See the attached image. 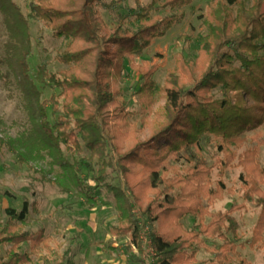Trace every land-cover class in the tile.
Listing matches in <instances>:
<instances>
[{
	"label": "trees",
	"instance_id": "obj_1",
	"mask_svg": "<svg viewBox=\"0 0 264 264\" xmlns=\"http://www.w3.org/2000/svg\"><path fill=\"white\" fill-rule=\"evenodd\" d=\"M135 1L137 6L121 14L111 30L105 29L99 7L112 10L113 3L30 1L28 18L41 21L53 38L65 39L54 55L64 68L49 72L46 64L39 66L37 82L59 90L41 100L28 73L27 17L13 0H0L10 34L8 46L14 52L24 90L35 102L39 131L58 153L62 146L70 152L87 153L85 165L92 183L74 173L83 184L86 203L93 208L102 192L111 195L118 220L110 233L129 235L134 243L148 225L159 264H196L201 235L207 233L218 232L224 240L221 252L234 249L235 242L225 236L237 235L234 207L215 215L206 209L207 204L222 199L225 189L222 180L211 187L214 166L221 174L234 164L242 169L243 196L260 208L250 242L264 246V168L256 161V149L237 153L233 147L239 146L244 130L264 124V0H210L200 17L204 31L196 37V55L190 59L179 54L161 87L155 86V67L139 64L135 58L179 25L184 18L181 9L194 0H153L145 5ZM160 9L169 14L161 16ZM181 38L190 37L179 35L177 39ZM124 69L139 76V113L146 120L153 115L146 138L131 122L134 114L113 87ZM156 92L164 103L154 109ZM246 96L251 103L247 104ZM48 107L53 123L48 119ZM206 134L223 142L217 146L222 157L212 165L202 154ZM5 144L9 145L0 139V150ZM169 159H183L185 167L172 168L170 174L164 169ZM113 172L120 174L122 186L109 180ZM3 213L0 264H73L65 253L60 256L52 250L43 230L34 233L23 228L27 202L21 210L7 207ZM186 216L196 217L201 229H187L182 222ZM207 216L210 220L205 222ZM143 217L147 224L142 223ZM26 242L30 251H22ZM39 246L48 255L32 262L31 252ZM131 262H136L133 255ZM238 264L249 263L241 259Z\"/></svg>",
	"mask_w": 264,
	"mask_h": 264
},
{
	"label": "rangeland",
	"instance_id": "obj_2",
	"mask_svg": "<svg viewBox=\"0 0 264 264\" xmlns=\"http://www.w3.org/2000/svg\"><path fill=\"white\" fill-rule=\"evenodd\" d=\"M13 1L28 20L31 45L27 60L29 76L40 92V99H48L57 95L59 90L40 84L36 76L39 66L45 64L49 72L64 68L63 64L54 59V55L63 48L65 39L53 38L41 21L28 18L31 0ZM150 1L153 0H140L139 4L145 5ZM104 2L114 5L112 10L99 7L106 30L112 29L121 14H126L130 8L137 6L135 0ZM209 2L210 0H194L183 7L180 11L184 16L183 21L170 29L164 37L155 39L150 47L135 58L139 64L155 67L153 79L156 87H161L179 54L190 59L196 55V37L204 31L200 17L204 15ZM158 13L161 16L169 14L163 9ZM179 35L190 38L177 39ZM9 40V30L4 22V14L0 11V139L6 140L11 146L5 144L0 150V218H4L3 209L10 207L21 210L24 202H27L28 213L23 228L34 233L43 230L50 237L52 250L60 256L65 253L66 259L72 260L73 264H129L130 255L139 261L138 256L132 252V239L129 235L117 236L110 233V228L118 220L111 195L102 192L93 208L88 206L82 195L83 184L76 181L74 173L83 182L92 183L91 172L85 165L87 153L78 150L70 152L64 146L62 152L58 153L39 131L36 105L24 90L14 52L8 46ZM139 84L138 74L127 69L123 70L121 77L113 81L115 92L124 101L126 109L134 114L130 118L131 122L136 125L141 137L146 138L150 135L153 115L150 114L146 120L139 113L136 94ZM155 97L157 103L154 109H157L163 105L164 97L159 92H156ZM245 100L247 104L251 103L247 96ZM48 119L54 122L49 107ZM238 139L239 146H233L234 150L241 153L247 149H256V161L264 168V124L244 130ZM222 143L207 134L203 137L202 154L209 165L222 157L217 150L218 144ZM182 167H185L183 159H169L164 169L171 174L172 168ZM241 173L242 169L235 164L228 167L223 174L218 166L212 169L211 187H214L216 181L222 180L225 189L222 199L207 204L206 209L211 215H215L234 207L232 216L238 224L237 235L226 233L227 240H232L235 244L232 243L234 249L223 252L219 247L224 240L218 232L201 235L203 242L196 254V264H238L241 259L249 264H264L262 242H250L260 208L243 196ZM109 180L122 186L118 172L111 173ZM261 188L264 191V184ZM141 219L142 223L147 224L145 217ZM209 220L210 217L207 216L205 222ZM182 222L187 229H201L196 217L186 216ZM220 231L223 232V229L220 228ZM135 243H138V238ZM127 247L129 251L126 250ZM6 248H2L3 254ZM36 249V252H31L32 262H39L42 256L48 255L44 247L39 246ZM22 251H30L28 242L23 244Z\"/></svg>",
	"mask_w": 264,
	"mask_h": 264
},
{
	"label": "built area",
	"instance_id": "obj_3",
	"mask_svg": "<svg viewBox=\"0 0 264 264\" xmlns=\"http://www.w3.org/2000/svg\"><path fill=\"white\" fill-rule=\"evenodd\" d=\"M138 243L131 240L130 244L132 252L139 258L134 264H159V255L153 246L148 225L144 226L138 235Z\"/></svg>",
	"mask_w": 264,
	"mask_h": 264
},
{
	"label": "crops",
	"instance_id": "obj_4",
	"mask_svg": "<svg viewBox=\"0 0 264 264\" xmlns=\"http://www.w3.org/2000/svg\"><path fill=\"white\" fill-rule=\"evenodd\" d=\"M134 263H136V262H131V263H129V264H134Z\"/></svg>",
	"mask_w": 264,
	"mask_h": 264
}]
</instances>
